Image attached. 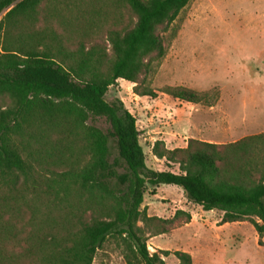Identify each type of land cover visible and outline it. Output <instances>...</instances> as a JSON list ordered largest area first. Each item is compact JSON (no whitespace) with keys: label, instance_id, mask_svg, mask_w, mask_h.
I'll return each instance as SVG.
<instances>
[{"label":"trees","instance_id":"obj_1","mask_svg":"<svg viewBox=\"0 0 264 264\" xmlns=\"http://www.w3.org/2000/svg\"><path fill=\"white\" fill-rule=\"evenodd\" d=\"M189 2L0 0V264H93L117 235L130 241L128 264H165L168 250L147 247L165 221L141 208L149 186L162 184L225 221L250 219L264 245V131L222 143L189 137L173 148L156 140L153 154L179 168L157 170L135 115L106 97L120 78L157 95L147 77ZM161 91L210 106L219 97L182 84ZM175 255L193 264L189 252Z\"/></svg>","mask_w":264,"mask_h":264},{"label":"rangeland","instance_id":"obj_2","mask_svg":"<svg viewBox=\"0 0 264 264\" xmlns=\"http://www.w3.org/2000/svg\"><path fill=\"white\" fill-rule=\"evenodd\" d=\"M111 1L105 0L109 9ZM175 24L166 56L147 77L157 95H139L123 78L106 95L121 98L135 115L147 165L157 170L179 168L153 154L156 140L173 148L186 146L189 137L222 143L264 131V0H190ZM179 84L216 89L218 100L210 106L161 91ZM110 147L113 159L118 152L114 142ZM141 208L165 221L166 231L147 241L151 252L169 251L165 264H178L177 250L189 252L193 264H264V245L250 219L225 221L221 210H205L180 186H149ZM129 243L124 235L109 237L93 264H128Z\"/></svg>","mask_w":264,"mask_h":264},{"label":"crops","instance_id":"obj_3","mask_svg":"<svg viewBox=\"0 0 264 264\" xmlns=\"http://www.w3.org/2000/svg\"><path fill=\"white\" fill-rule=\"evenodd\" d=\"M216 142H218V141H216Z\"/></svg>","mask_w":264,"mask_h":264}]
</instances>
